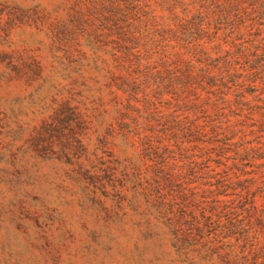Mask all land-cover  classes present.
<instances>
[{"label":"trees","instance_id":"1","mask_svg":"<svg viewBox=\"0 0 264 264\" xmlns=\"http://www.w3.org/2000/svg\"><path fill=\"white\" fill-rule=\"evenodd\" d=\"M54 13L19 22L53 62L9 66L52 94L37 143L59 140L89 202L154 223L181 264H264V0Z\"/></svg>","mask_w":264,"mask_h":264},{"label":"rangeland","instance_id":"2","mask_svg":"<svg viewBox=\"0 0 264 264\" xmlns=\"http://www.w3.org/2000/svg\"><path fill=\"white\" fill-rule=\"evenodd\" d=\"M61 1L0 0V264H181L154 223L89 202L59 140L35 139L52 94L9 82V66L53 62L45 35L19 22L53 21Z\"/></svg>","mask_w":264,"mask_h":264}]
</instances>
